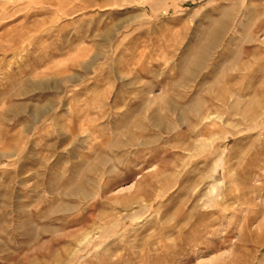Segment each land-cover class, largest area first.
Segmentation results:
<instances>
[{
	"label": "rangeland",
	"instance_id": "rangeland-1",
	"mask_svg": "<svg viewBox=\"0 0 264 264\" xmlns=\"http://www.w3.org/2000/svg\"><path fill=\"white\" fill-rule=\"evenodd\" d=\"M0 264H264V0H0Z\"/></svg>",
	"mask_w": 264,
	"mask_h": 264
}]
</instances>
